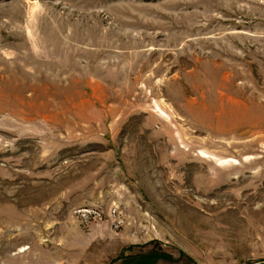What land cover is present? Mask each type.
Listing matches in <instances>:
<instances>
[{
  "label": "rangeland",
  "instance_id": "1",
  "mask_svg": "<svg viewBox=\"0 0 264 264\" xmlns=\"http://www.w3.org/2000/svg\"><path fill=\"white\" fill-rule=\"evenodd\" d=\"M0 264H264V0H0Z\"/></svg>",
  "mask_w": 264,
  "mask_h": 264
}]
</instances>
